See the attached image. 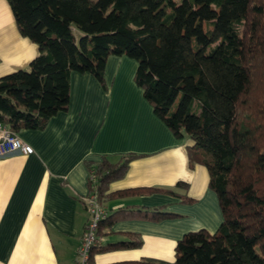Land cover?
Instances as JSON below:
<instances>
[{"label":"trees","instance_id":"trees-1","mask_svg":"<svg viewBox=\"0 0 264 264\" xmlns=\"http://www.w3.org/2000/svg\"><path fill=\"white\" fill-rule=\"evenodd\" d=\"M19 33L40 53L0 77V125L43 130L69 109L72 72L89 73L107 91L109 56L136 61L135 84L176 138H188L189 165L206 167L222 221L215 232L177 240L173 264H264V0H7ZM139 154L86 160L97 202L163 193L191 204L188 183L173 189L109 191ZM89 177L93 179L90 180ZM83 201V198H80ZM165 206L119 208L99 221L97 235L119 219L178 217ZM92 247L131 249L140 235ZM144 259L112 264H153Z\"/></svg>","mask_w":264,"mask_h":264},{"label":"crops","instance_id":"crops-1","mask_svg":"<svg viewBox=\"0 0 264 264\" xmlns=\"http://www.w3.org/2000/svg\"><path fill=\"white\" fill-rule=\"evenodd\" d=\"M40 46L22 36L7 0H0V77L28 69ZM133 61L109 56L105 66L108 90L89 73L72 72L69 109L53 116L43 130H25L19 137L30 154L0 157V264H77V250L89 217L86 160L106 155L116 161L133 152L126 174L109 191L138 187L173 189L188 183L191 204L151 193L114 198L101 207L105 216L119 208L165 206L178 217L161 221L119 219L101 230V244L141 236L137 248L94 253L91 264L153 260L173 264L174 247L183 234L216 231L222 214L208 188L206 167L189 165L188 138H176L153 113L142 89L133 81ZM83 198V201H80Z\"/></svg>","mask_w":264,"mask_h":264},{"label":"built area","instance_id":"built-area-1","mask_svg":"<svg viewBox=\"0 0 264 264\" xmlns=\"http://www.w3.org/2000/svg\"><path fill=\"white\" fill-rule=\"evenodd\" d=\"M33 148L25 143L13 131L0 125V157L12 153L30 154ZM92 180V177H89ZM89 217L85 224L84 233L80 246L77 250V264H88L89 253L92 247L101 243V238L97 235L98 224L105 217V212L97 202L95 194H89L84 197Z\"/></svg>","mask_w":264,"mask_h":264},{"label":"rangeland","instance_id":"rangeland-1","mask_svg":"<svg viewBox=\"0 0 264 264\" xmlns=\"http://www.w3.org/2000/svg\"><path fill=\"white\" fill-rule=\"evenodd\" d=\"M178 1V0H177ZM123 56H125V55H123ZM125 57H127V56H125ZM127 58H129V57H127ZM129 60H131V61H133L134 62V64L136 63V61L134 60V59H132V58H129ZM136 66H137V63H136ZM136 66H135V68H136ZM135 73V72H134ZM133 78H134V75H133ZM105 80H106V83H107V85H108V82H107V77H106V74H105ZM133 81H134V79H133ZM135 83V82H134ZM211 191H213V190H211ZM214 192V191H213ZM215 193V192H214ZM216 194V193H215ZM100 237V236H99ZM77 263V262H76Z\"/></svg>","mask_w":264,"mask_h":264}]
</instances>
